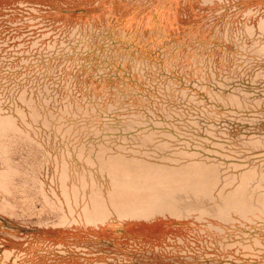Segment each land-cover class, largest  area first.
I'll return each instance as SVG.
<instances>
[{
    "label": "rangeland",
    "instance_id": "1",
    "mask_svg": "<svg viewBox=\"0 0 264 264\" xmlns=\"http://www.w3.org/2000/svg\"><path fill=\"white\" fill-rule=\"evenodd\" d=\"M0 264H264V0H0Z\"/></svg>",
    "mask_w": 264,
    "mask_h": 264
}]
</instances>
